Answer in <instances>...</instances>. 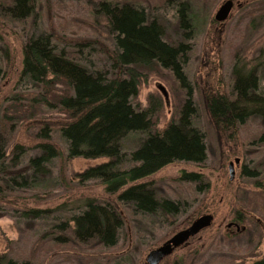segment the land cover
<instances>
[{"label": "trees", "instance_id": "obj_1", "mask_svg": "<svg viewBox=\"0 0 264 264\" xmlns=\"http://www.w3.org/2000/svg\"><path fill=\"white\" fill-rule=\"evenodd\" d=\"M218 1L95 0L93 22L101 23L106 42L97 38L75 40L78 51L69 52L54 42V32L34 31L35 21L28 30L24 26L39 14L38 0H0V81L6 77L3 60L10 59L2 29L18 26L26 34L18 82L37 91L26 97L14 94L12 103L0 110V199L6 197L8 189L32 190L47 181L46 187L57 183L67 187L71 183L66 180L65 166L56 174L53 163L55 160L66 163L74 158L107 159L86 169L78 178L81 184L97 180L104 186L105 194L115 196L116 204L108 199L85 197L77 210L70 213L64 209L66 206L57 210L24 209L21 217L32 222L53 214L43 242L55 246L77 245L82 251L115 247L126 225L122 211L117 208L119 203L134 215L166 217L178 213L180 201L159 198L152 182L139 181L175 162L202 164L207 160L206 135L195 124L199 108L192 99L193 86L184 67L191 52L187 41L198 21L205 20L201 16L204 11L198 10L196 4L214 2V5ZM232 1L239 23L244 22L246 30L253 35L262 27L264 31V0ZM158 7L175 9L173 24L181 33V41L174 44L165 40L166 19L158 15ZM95 45L102 46L101 52L105 54L101 64L90 59ZM83 48H88V52ZM233 59L226 89L220 90L218 84H213V73L207 75L203 106L224 133L227 143L234 140L238 144V136L248 124L257 123L262 128L249 139L246 154L252 160L240 173V177L254 180L255 188L262 190L239 192L238 202L244 206L238 210L241 217L248 207L263 206L257 200L264 201L261 180L264 176V48L246 63L238 53ZM153 66L169 70L181 87L187 88L177 117L161 130L152 121V105L144 109L132 102L139 92L142 70ZM58 85L63 89H58ZM18 101L30 105L31 116L46 110L61 111L67 117L54 128L42 120L36 132L39 142L25 146L12 138L18 119L8 109L11 105L23 106ZM130 134L145 136L134 150L124 147V140ZM32 150L35 155H31ZM256 154L260 158H255ZM178 180L194 183L200 191L205 189L202 174L183 171ZM85 256L79 253L67 257V261L70 264L79 259L86 261ZM35 259L34 251L25 256L0 254V264H36ZM250 264H264V258Z\"/></svg>", "mask_w": 264, "mask_h": 264}, {"label": "rangeland", "instance_id": "obj_2", "mask_svg": "<svg viewBox=\"0 0 264 264\" xmlns=\"http://www.w3.org/2000/svg\"><path fill=\"white\" fill-rule=\"evenodd\" d=\"M94 1L38 0L39 14L24 26L28 30L32 21H35L34 31L54 32V42L60 47H66L69 52L78 51L74 45L75 40L97 38L105 43L101 23L93 22ZM224 1L226 0H219L214 5V2L196 4L198 10L204 11L201 16L205 17V20L201 18V21H198L191 39L187 41L191 46V52L184 67L193 86L192 99L199 108L195 124L206 135L207 160L202 164L175 162L139 181L152 182L159 198L180 201L178 213L166 217L158 214L134 215L119 203L117 208L122 211L126 225L115 247L107 250L94 248L82 251L77 245L55 246L43 242L41 239L50 228L53 214L45 220L32 222L21 217L20 213L24 209L57 210L66 206L64 209L70 213L77 210L78 204L85 197L108 199L116 204L115 196L105 194L104 186L99 181L90 180L81 184L78 178L86 169L103 164L107 159L74 158L66 163L55 160L53 166L56 174L62 165L65 166L66 180L71 183L70 185L65 187L57 183L46 187L49 185L47 181L46 184L32 190L8 189L6 197L0 199V254L25 256L28 252L34 251L36 264H70L67 257L79 253L82 256L86 255L88 260L79 259L72 264H146V256L151 250L191 226L200 216L210 214L213 216L211 226L191 238L159 264H250L264 258V201L257 200L263 204L262 207L257 206L255 209L248 207L242 211L241 217L238 216L239 207L243 206L238 202L241 198L239 192L257 189L254 180L242 178L240 173L243 166L249 165L252 160V156L246 154L250 148L249 139L262 128L257 123L248 124L239 134L238 144H235L234 140L227 143L224 133H221L211 121L203 106V95L206 93L205 79L209 72L214 75L213 84L215 86L218 84L220 90H224L230 82L234 54L238 53L239 58L246 63L264 48L263 27L259 33H255L256 35L249 29L246 30L245 23H239L235 5L226 21L221 23L214 21V16ZM39 3L42 7H39ZM156 11L166 19L165 40L174 44L181 41V33L173 24L175 9L158 7ZM2 30L4 40L10 48V59H4L2 63L6 77L0 81V110L12 103L11 96L14 94L26 97L37 93L30 85L18 82L25 31L18 26L5 27ZM101 47L95 45L90 55V59L98 64H101V58H105ZM83 49L84 52H88V48ZM142 75L138 95L132 102L134 105L140 104L144 109L152 105L154 108L152 121L158 129H164L177 117L187 88L181 87L175 76L160 66L142 70ZM57 88L63 89L61 85ZM21 102L17 103L23 106L11 105L8 112L18 119L12 138L25 146L32 147L39 142L36 132L42 120L54 128L59 127L67 117L61 111L46 110L31 116L30 105ZM55 137L57 139V136ZM144 137L143 134H130L124 140L125 149L134 150ZM57 142L63 146L60 139H57ZM234 152L238 155H233ZM30 153L35 155L33 150ZM236 158L239 159L238 164L234 162ZM255 158H260V155L256 154ZM231 162H234L235 170L232 180L229 173ZM183 171L202 174L204 178L202 188L205 189L200 191L196 184L178 180ZM262 178L264 184V176Z\"/></svg>", "mask_w": 264, "mask_h": 264}, {"label": "water", "instance_id": "obj_3", "mask_svg": "<svg viewBox=\"0 0 264 264\" xmlns=\"http://www.w3.org/2000/svg\"><path fill=\"white\" fill-rule=\"evenodd\" d=\"M234 7V2L232 0L224 1L221 6L218 8L214 20L218 23L226 21ZM236 164L239 163V159L236 158L234 161ZM234 162L229 164V173L230 180L234 178ZM213 220V216L210 214L202 215L198 219H196L192 225L174 236H172L169 240H167L161 246L151 250L146 256V264H159L165 257L172 254L174 249L181 246L184 242H186L190 237L196 235L201 230L211 226Z\"/></svg>", "mask_w": 264, "mask_h": 264}, {"label": "flooded vegetation", "instance_id": "obj_4", "mask_svg": "<svg viewBox=\"0 0 264 264\" xmlns=\"http://www.w3.org/2000/svg\"><path fill=\"white\" fill-rule=\"evenodd\" d=\"M191 225H192V224H191ZM189 227H190V226H189ZM205 229H207V228H205ZM205 229L201 230L200 232L204 231ZM200 232H199V233H200ZM199 233H197V234H199ZM197 234H196V235H197ZM196 235L190 237V238H189L186 242H184L181 246L185 245V244H186L191 238L195 237ZM181 246H179V247H181ZM179 247H178V248H179ZM178 248H176V249H178ZM176 249H174V251H175ZM174 251H173V252H174ZM173 252H172V253H173ZM165 258H166V257H165ZM165 258H164V259H165ZM164 259H163V260H164Z\"/></svg>", "mask_w": 264, "mask_h": 264}]
</instances>
